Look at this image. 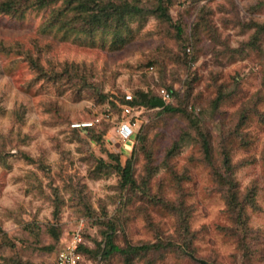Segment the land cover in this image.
<instances>
[{
	"label": "rangeland",
	"instance_id": "obj_1",
	"mask_svg": "<svg viewBox=\"0 0 264 264\" xmlns=\"http://www.w3.org/2000/svg\"><path fill=\"white\" fill-rule=\"evenodd\" d=\"M76 2L0 12V264H54L79 227L78 246L97 250L81 264H264V0H166L169 19L141 0L143 14L91 29L94 2L81 13ZM59 5L65 21L48 18ZM162 89L184 110L125 97ZM116 157L130 162L126 185ZM227 166L242 211L215 178ZM172 203L187 209L181 228ZM106 232L122 246H176L104 258Z\"/></svg>",
	"mask_w": 264,
	"mask_h": 264
},
{
	"label": "trees",
	"instance_id": "obj_2",
	"mask_svg": "<svg viewBox=\"0 0 264 264\" xmlns=\"http://www.w3.org/2000/svg\"><path fill=\"white\" fill-rule=\"evenodd\" d=\"M55 1L56 0H0V12L8 13V14L15 15V16L16 15L22 16L24 15L27 9H33V8L44 9L46 7H50L51 5L56 4ZM79 1L80 0H77L75 6L73 7L75 11H78L79 9L80 10L78 11L79 13H81V10L84 6L87 7L84 10L87 12V14L85 13L86 14L85 27L88 29H91L94 22H97L99 23V25H102V28H105V27L112 28L113 26H119L123 22L126 15H140V14H143L144 11H147V8L145 5L143 6L140 5L141 0H133V2L123 1L122 3H115L112 0H106V1H103V3H100L99 0H89V2H94V3L92 5L85 3L84 6H80V4H78ZM165 1L166 0H155V6L153 9V12L157 13V15L161 18L164 17L165 19H169V14H168V9H167L168 5L165 3ZM178 1H184V0H178ZM61 8H62V5H59V7L55 9L51 8V11H50L51 13L48 14V18L53 19L54 17L55 20L59 19L61 21L62 20L65 21V17H64L65 13L63 10L61 11ZM258 26L260 30L264 29V24L258 25ZM65 28H68V26L67 27L65 26ZM75 28L78 30L81 28V26H75ZM177 30H180V29L178 28ZM114 32H115L114 34H116L117 29H115ZM29 59L36 66V62L32 58H29ZM131 95H132L131 100H128L127 102L132 106V108H136L138 106H147V105L152 106L151 102L155 98H157V96H153V95L150 96L148 95V93H145L143 91H137L135 92V94H131ZM158 96L162 98L161 93ZM181 107H182L181 105H173L167 102L166 105L162 106L161 110L162 112L164 111L173 112V111L184 110ZM88 127H90V125ZM88 127L80 126V127H75V128L85 129ZM197 129H198L197 132L203 138V135L200 132L201 128L196 125V130ZM115 134L117 135V133ZM133 135L123 140L124 142H126L125 146L129 143ZM202 145H203L204 156L207 159V161L211 163L212 160H211L210 143L204 140ZM116 160H117V163H116L115 168H116V171H118L121 175V184L126 185L127 183L132 182L133 179L131 178V174H130V162L126 163L125 165H120L117 157H116ZM224 163L227 164V161H225ZM230 167H228V172L225 171L224 174H222L220 172L215 171L214 175H215L216 180L219 181V184H222L223 186H225V184L227 185V189L225 191H226V198H227L226 200H227L229 207L233 210V212H236L235 208L241 205L240 211H242L243 202L238 201V196H237L238 191H237V188L234 189L232 172H229ZM171 208L173 211H175L176 215L178 216L179 228H181L187 219V215H186L187 209L182 204L175 205L174 203H172ZM104 238H105L104 247L102 248V252H101L102 256L104 258H108L109 256L117 253L123 256L125 260H127V262H130L134 257L147 254L153 250L158 251V250L167 249V248L176 246V242L170 239H167V240L158 239L155 242H144V243H139V244L127 243L122 246L114 242L113 235L110 232H106ZM189 239H190V235L188 233L185 237V240H188V242H190ZM83 241L84 242L79 245V251L81 253V256L84 257L85 253L95 255L97 253V250L88 248L89 246V244L87 243L88 240H86L85 238ZM181 250L183 249L181 248ZM182 252H184V250ZM80 262L82 263L83 260H81ZM80 262L79 264H81ZM19 264H29V263L21 262Z\"/></svg>",
	"mask_w": 264,
	"mask_h": 264
},
{
	"label": "built area",
	"instance_id": "obj_3",
	"mask_svg": "<svg viewBox=\"0 0 264 264\" xmlns=\"http://www.w3.org/2000/svg\"><path fill=\"white\" fill-rule=\"evenodd\" d=\"M162 99L169 100L171 95L169 92L161 90ZM127 100H131L132 95L126 94L125 95ZM130 109H132L129 105H124L123 110L125 113H129ZM91 121H76L71 123L72 127H80V126H89ZM133 124L130 120H124L120 122L117 128V135L122 140L129 138L133 133ZM80 227L74 230L72 234V238L68 244L62 245L56 252L55 256V264H79L81 259V253L79 251L78 244L81 242L82 236L80 234Z\"/></svg>",
	"mask_w": 264,
	"mask_h": 264
},
{
	"label": "water",
	"instance_id": "obj_4",
	"mask_svg": "<svg viewBox=\"0 0 264 264\" xmlns=\"http://www.w3.org/2000/svg\"><path fill=\"white\" fill-rule=\"evenodd\" d=\"M152 105H157V106H164L165 105V101L161 98H155L152 102H151ZM201 264H211V263H208V262H205V261H202Z\"/></svg>",
	"mask_w": 264,
	"mask_h": 264
}]
</instances>
